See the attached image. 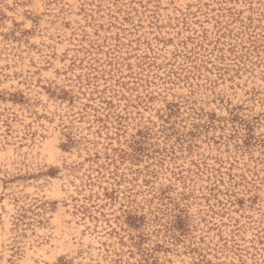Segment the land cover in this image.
Segmentation results:
<instances>
[{
    "label": "rangeland",
    "instance_id": "rangeland-1",
    "mask_svg": "<svg viewBox=\"0 0 264 264\" xmlns=\"http://www.w3.org/2000/svg\"><path fill=\"white\" fill-rule=\"evenodd\" d=\"M0 264H264V0H0Z\"/></svg>",
    "mask_w": 264,
    "mask_h": 264
}]
</instances>
